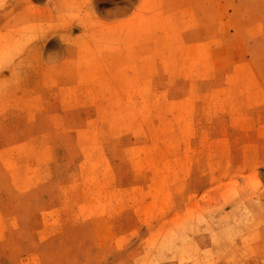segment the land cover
<instances>
[{
  "label": "rangeland",
  "instance_id": "rangeland-1",
  "mask_svg": "<svg viewBox=\"0 0 264 264\" xmlns=\"http://www.w3.org/2000/svg\"><path fill=\"white\" fill-rule=\"evenodd\" d=\"M0 264H264V0H0Z\"/></svg>",
  "mask_w": 264,
  "mask_h": 264
},
{
  "label": "bare ground",
  "instance_id": "bare-ground-1",
  "mask_svg": "<svg viewBox=\"0 0 264 264\" xmlns=\"http://www.w3.org/2000/svg\"><path fill=\"white\" fill-rule=\"evenodd\" d=\"M43 41V40H42ZM45 42V41H44ZM47 45L49 46V43L47 42ZM47 45H46V47H47ZM43 48V47H42Z\"/></svg>",
  "mask_w": 264,
  "mask_h": 264
}]
</instances>
